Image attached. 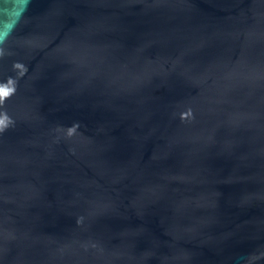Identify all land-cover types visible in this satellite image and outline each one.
I'll list each match as a JSON object with an SVG mask.
<instances>
[{
  "label": "water",
  "instance_id": "1",
  "mask_svg": "<svg viewBox=\"0 0 264 264\" xmlns=\"http://www.w3.org/2000/svg\"><path fill=\"white\" fill-rule=\"evenodd\" d=\"M0 264H264V0H0Z\"/></svg>",
  "mask_w": 264,
  "mask_h": 264
}]
</instances>
